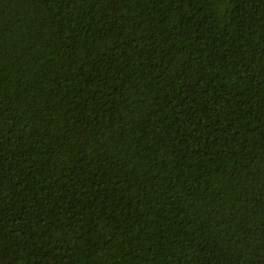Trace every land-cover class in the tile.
<instances>
[{
	"label": "trees",
	"instance_id": "trees-1",
	"mask_svg": "<svg viewBox=\"0 0 264 264\" xmlns=\"http://www.w3.org/2000/svg\"><path fill=\"white\" fill-rule=\"evenodd\" d=\"M0 264H264V0H0Z\"/></svg>",
	"mask_w": 264,
	"mask_h": 264
}]
</instances>
